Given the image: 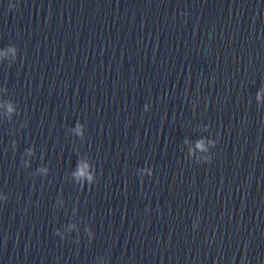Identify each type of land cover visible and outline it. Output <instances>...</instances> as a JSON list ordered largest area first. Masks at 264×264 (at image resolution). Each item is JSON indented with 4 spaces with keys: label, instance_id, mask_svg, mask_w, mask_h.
I'll return each mask as SVG.
<instances>
[{
    "label": "clouds",
    "instance_id": "9594fccd",
    "mask_svg": "<svg viewBox=\"0 0 264 264\" xmlns=\"http://www.w3.org/2000/svg\"><path fill=\"white\" fill-rule=\"evenodd\" d=\"M9 111H11V108L9 109ZM198 147H200V145H198ZM79 174H80V175H84V171H83V169H81V171H80Z\"/></svg>",
    "mask_w": 264,
    "mask_h": 264
}]
</instances>
